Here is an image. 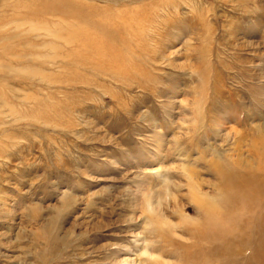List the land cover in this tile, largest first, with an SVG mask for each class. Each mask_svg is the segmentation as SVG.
Returning a JSON list of instances; mask_svg holds the SVG:
<instances>
[{"label":"rangeland","instance_id":"rangeland-1","mask_svg":"<svg viewBox=\"0 0 264 264\" xmlns=\"http://www.w3.org/2000/svg\"><path fill=\"white\" fill-rule=\"evenodd\" d=\"M118 2L0 0V264H264V0Z\"/></svg>","mask_w":264,"mask_h":264},{"label":"bare ground","instance_id":"bare-ground-1","mask_svg":"<svg viewBox=\"0 0 264 264\" xmlns=\"http://www.w3.org/2000/svg\"><path fill=\"white\" fill-rule=\"evenodd\" d=\"M33 2H34V0H32ZM32 1H30V0H23V4L26 6V7H28L29 5H31L32 4ZM67 1V0H66ZM76 1V0H75ZM92 1V0H91ZM96 1V0H95ZM119 0H106V2L108 3V5L107 6H104V11L106 12V11H110L109 10V7H114L115 5H116V7L117 6H119V4H120V2H118ZM128 2H130L131 3V1L132 0H127ZM71 3H73V2H71ZM88 3V2H87ZM92 3V2H91ZM94 3V2H93ZM99 3V2H98ZM82 4V3H81ZM85 4V3H84ZM128 4V3H127ZM102 5V4H101ZM126 5V4H125ZM129 5V4H128ZM116 7H114V8H116ZM121 7V6H120ZM52 9H55V8H50V12H54V11H52ZM72 8L71 7H64V11L65 10H71ZM28 12L29 11V9H24V10H22L21 8H19L18 10H17V13L19 14V16H23V14L24 13H22V12ZM134 11H136V10H134ZM11 12V11H10ZM37 12H39V10L37 11ZM115 12V11H114ZM117 12V11H116ZM15 13V12H14ZM116 14V13H115ZM38 15H40V14H34L33 16H28V18H32V19H34V21H35V19L37 18V16ZM129 15V14H128ZM117 16V15H116ZM133 16H135V15H133ZM8 17V16H7ZM114 17H115V15H114ZM103 18V17H102ZM0 19H2V18H0ZM13 19V18H12ZM15 19V18H14ZM20 19V18H19ZM31 20V19H30ZM119 20V19H118ZM123 20V19H122ZM121 20V21H122ZM134 20H135V18H134ZM3 21V20H2ZM9 21V20H8ZM29 21V20H28ZM61 21V20H60ZM59 21V22H60ZM73 21V20H72ZM16 22V21H15ZM67 22V21H66ZM70 22V21H69ZM101 22H103L102 20H101ZM131 22V21H130ZM132 22H133V20H132ZM9 23V22H8ZM57 23V22H56ZM126 23H127V21H126ZM125 23V24H126ZM67 24V23H66ZM79 24V23H78ZM124 24V25H125ZM69 25H70V23H69ZM72 25H74V24H72ZM104 25V24H103ZM127 25V24H126ZM6 26H8V25H6ZM45 26V25H44ZM59 26V25H58ZM61 26V25H60ZM78 25H76V27H77ZM128 26V25H127ZM55 27H56V25H55ZM64 27V26H63ZM132 27V26H131ZM1 28V27H0ZM2 28H4L3 27V25H2ZM1 28V29H2ZM53 28V27H52ZM72 28V27H71ZM75 28V27H74ZM128 28V27H127ZM31 29V28H30ZM35 29V28H34ZM37 29V28H36ZM73 29V28H72ZM39 30V29H38ZM66 30V29H65ZM81 30H83L82 28H81ZM134 30V29H133ZM35 31V30H34ZM41 31V30H40ZM45 31V30H44ZM52 31V30H51ZM53 32V31H52ZM63 32V31H62ZM135 32V31H134ZM47 33V32H46ZM50 33V32H49ZM76 33V32H75ZM85 33V32H84ZM133 33V32H132ZM88 35H89V32L87 33ZM87 34H86V37H87ZM91 34V33H90ZM61 35V34H60ZM65 35H66V33H65ZM74 35V34H73ZM119 35V34H118ZM51 36H52V34H51ZM55 36V35H54ZM53 36V37H54ZM84 36V35H83ZM50 37V36H49ZM56 37V36H55ZM62 37V36H61ZM66 38H68L67 36H66ZM65 38V39H66ZM54 39V38H53ZM62 39V38H61ZM72 39H73V37H72ZM65 41V40H64ZM68 41H71V38H70V40L68 39ZM66 42V41H65ZM71 43H73V42H71ZM67 45V44H66ZM69 45H71L70 43H69ZM12 47V46H11ZM54 47V46H53ZM52 47V48H53ZM55 48V47H54ZM53 48V49H54ZM14 50V49H13ZM56 50V49H55ZM6 52V51H5ZM16 53V52H15ZM2 55V54H1ZM7 55V54H6ZM6 55H2V57H6L7 58V56ZM9 55H10V53H9ZM14 56V55H13ZM0 60H3V59H0ZM4 61V60H3ZM13 61V60H12ZM24 61V60H23ZM3 68V67H2ZM17 72H18V70H17ZM9 114H10V112H9ZM16 114V113H15ZM17 115V114H16ZM12 116V115H11ZM18 116V115H17ZM10 117V116H9ZM18 118V117H17ZM19 120V119H18ZM258 193H260V194H264V187L262 186V185H260L259 186V188H258ZM214 234V233H213ZM216 236V235H215ZM219 237V236H218ZM229 237V236H228ZM230 238V237H229ZM224 239H226V237L224 238ZM232 239V238H231ZM210 240V239H209ZM208 240V241H209ZM212 240H213V237H212ZM223 240V239H222ZM218 241V240H217ZM209 244V243H208ZM222 246V245H221ZM260 264H262V263H260Z\"/></svg>","mask_w":264,"mask_h":264}]
</instances>
